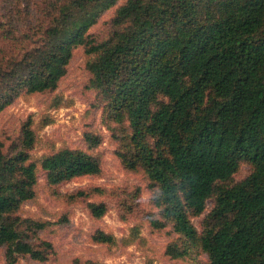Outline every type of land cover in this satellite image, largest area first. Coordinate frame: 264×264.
Wrapping results in <instances>:
<instances>
[{"label": "trees", "instance_id": "16d2710c", "mask_svg": "<svg viewBox=\"0 0 264 264\" xmlns=\"http://www.w3.org/2000/svg\"><path fill=\"white\" fill-rule=\"evenodd\" d=\"M121 1L46 0L45 24L19 37L16 20L9 28L0 20L1 41L27 43L22 52L0 48V114L23 96L56 91L74 52L84 48L117 157L150 182L161 217L149 215L151 224L171 226L178 236L167 255L264 264V0H127L111 20L110 37L97 40L90 30ZM85 141L88 151L64 148L37 161L28 120L7 150L0 143V249L7 264L49 259L52 243H35L47 224L20 213L37 196L40 172L54 187L102 174V136L87 132ZM243 164L251 173L236 182ZM210 201L199 231L192 219ZM89 208L97 219L108 210ZM93 239L115 242L104 231Z\"/></svg>", "mask_w": 264, "mask_h": 264}, {"label": "rangeland", "instance_id": "374dc122", "mask_svg": "<svg viewBox=\"0 0 264 264\" xmlns=\"http://www.w3.org/2000/svg\"><path fill=\"white\" fill-rule=\"evenodd\" d=\"M126 1L103 14L90 34L99 41L108 39L114 30L111 20ZM19 2L0 0V20L7 23L6 28L16 20L13 29L17 30V37L27 31L37 32H30V28L44 25L48 18L46 0H31V9L24 0ZM25 42L22 39L14 46V41L5 43L0 39V48L22 52ZM88 59L85 49L78 48L56 91L23 96L0 114V143L4 144V150L21 136L23 124L32 120L37 137L32 156L37 161L64 148L88 151L87 132L103 138L96 153L101 159V175L77 178L54 187L47 184L44 173L40 172L37 196L24 204L20 214L47 224L35 243L51 242L53 250L46 262L20 257L16 264H208L206 256L201 254L185 260L167 255L168 246L178 236L171 226L156 229L151 224L149 215L161 217L152 200L150 182L143 172L127 171L117 157L118 141L104 123L99 93L91 88L92 76L86 68ZM250 173L251 167L243 164L235 181ZM80 191L91 194L83 198L78 196ZM90 203L105 204L106 215L94 218ZM212 208L210 201L207 212L192 219L199 231ZM98 231L112 235L115 242L96 243L93 236ZM0 264H7L5 249H0Z\"/></svg>", "mask_w": 264, "mask_h": 264}]
</instances>
